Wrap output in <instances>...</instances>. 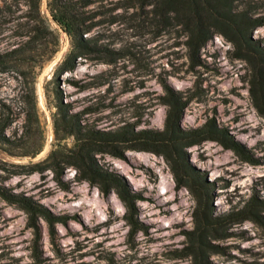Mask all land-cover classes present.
I'll list each match as a JSON object with an SVG mask.
<instances>
[{
    "label": "rangeland",
    "instance_id": "1",
    "mask_svg": "<svg viewBox=\"0 0 264 264\" xmlns=\"http://www.w3.org/2000/svg\"><path fill=\"white\" fill-rule=\"evenodd\" d=\"M48 1L39 2L40 20L30 0H0V112L11 121L3 132L9 144L0 140V186L31 197L68 221L55 225L52 240L38 218L36 242L25 212L0 198V264H192L185 255L190 245L186 233L195 226L196 201L185 188H175L162 157L128 151L125 160L99 159L143 197L137 202L142 225L137 232L124 220L115 193L105 198L96 187L75 181L72 167L63 173L68 190L60 188L48 169L15 173L43 164L53 150L57 91L74 112L98 108L86 119L99 129L141 121L142 128L161 130L166 106L160 102V82L165 80L184 95L196 93L182 114L183 128L213 117L257 163L244 162L215 142L188 149L190 163L211 184L212 215L237 212L253 198L264 202V117L250 93L255 70L248 54L216 34L200 50V65H194L180 26L165 24L152 6L96 0L84 11L101 15L83 35L97 43L95 50L77 58L73 71L59 73L70 40L53 21ZM234 6L251 18H264V0H236ZM250 37L264 48V26L254 28ZM71 81L95 86L81 90ZM99 81L106 84L97 86ZM31 89L39 127L26 135L23 100ZM72 143L71 138L63 142L67 147ZM229 232L230 237L210 241L219 248L209 254L211 264H264V210L255 221L228 224Z\"/></svg>",
    "mask_w": 264,
    "mask_h": 264
},
{
    "label": "trees",
    "instance_id": "2",
    "mask_svg": "<svg viewBox=\"0 0 264 264\" xmlns=\"http://www.w3.org/2000/svg\"><path fill=\"white\" fill-rule=\"evenodd\" d=\"M140 6H152V12L168 25L180 26L186 40L192 64L200 65L198 54L208 41L216 34L225 37L238 51H246V57L254 66L255 83L252 82L250 93L257 112L264 117V48L254 42L250 32L264 26L263 17L251 18L248 12L237 10L236 0H137ZM40 0H30L32 10L39 17ZM96 0H49L47 7L54 22L61 28L70 40V50L59 66L58 72H71L76 67L77 58L84 57L95 50L96 42L85 39L84 34L93 28L91 21L101 13L84 11ZM30 43V42H29ZM99 50V49H97ZM73 87L85 90L95 86L93 83ZM93 84V85H92ZM106 84L99 81L97 86ZM163 95L162 105L166 106L163 128L161 130L142 128L141 121L123 122L113 129H99L86 119L87 115L95 113L98 108L87 107L83 111L74 112L68 103L62 101L60 91L56 92V112L53 118V128L56 143L43 164L32 165L27 172L17 175L38 172L45 169L53 173V179L62 190H68L64 183L63 173L66 167H72L76 172L75 181H84L96 187L103 197L114 192L124 207V220L132 232L142 230L137 219V202L142 201L141 194L133 191L125 178L110 170L99 162L103 155L125 160L126 152H144L162 157L172 175L175 188H185L195 199L193 212L195 226L186 233L190 242L185 255L192 258V264H211L209 254L218 253V246L211 240L230 237L227 225L242 220L258 219V211L264 210V202L251 199L241 210L226 215H212L210 186L206 176L195 169L189 161L188 149L203 142H215L223 149L231 150L242 161L257 164L249 151L243 147L228 132L219 125L215 118H208L202 125L193 128H183L181 118L184 110L196 93L192 91L184 95L174 90L167 81H161ZM25 97V133L30 135L33 127H39L36 104L33 91ZM106 107L103 105L102 108ZM10 118L0 112V140L9 144L3 132L10 125ZM71 138L73 143L67 147L63 142ZM37 150L32 155H36ZM0 198L16 205L27 215V226L34 232L35 241L40 240V230L37 219L41 218L48 226L52 240L56 235L55 225L65 224L66 216L53 215L45 206L27 195L12 192L0 186Z\"/></svg>",
    "mask_w": 264,
    "mask_h": 264
}]
</instances>
